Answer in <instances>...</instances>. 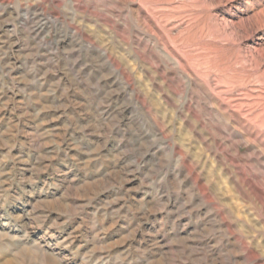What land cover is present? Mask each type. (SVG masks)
<instances>
[{
	"label": "rangeland",
	"instance_id": "1",
	"mask_svg": "<svg viewBox=\"0 0 264 264\" xmlns=\"http://www.w3.org/2000/svg\"><path fill=\"white\" fill-rule=\"evenodd\" d=\"M0 264H264V0H0Z\"/></svg>",
	"mask_w": 264,
	"mask_h": 264
}]
</instances>
